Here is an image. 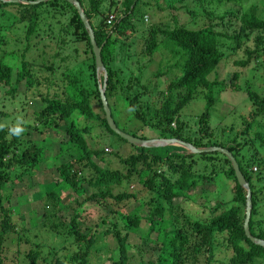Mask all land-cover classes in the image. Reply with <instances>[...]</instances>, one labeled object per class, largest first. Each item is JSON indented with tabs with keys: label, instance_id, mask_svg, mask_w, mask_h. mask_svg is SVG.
<instances>
[{
	"label": "trees",
	"instance_id": "16d2710c",
	"mask_svg": "<svg viewBox=\"0 0 264 264\" xmlns=\"http://www.w3.org/2000/svg\"><path fill=\"white\" fill-rule=\"evenodd\" d=\"M76 1L92 28L96 44L101 45L100 57L106 70L104 96L115 125L117 126L110 102L119 98L131 114L129 120H138L142 126L152 128L157 132V137L180 139L194 147L220 146L227 149L234 157L249 188L248 231L252 236L264 240V16L255 12L254 2L242 9L245 0H162L167 2L165 5L168 7L182 8L186 12H189L187 2L202 9L205 3L233 2L239 6V9H227L219 15L217 22H210L196 29L177 24L175 18L171 27L150 23L145 30L146 36L141 49L142 55L146 56V61H150L159 47L171 51L174 57L178 56V59L168 67V69L176 67L177 72L166 81L163 89H158L154 83L151 87L140 83L141 65L137 66L139 74L132 77L133 81L129 84L119 79L120 69L111 66L117 51L115 49L117 38H126L131 31H134L133 20L138 17L135 16L136 7L145 6L148 3L141 0H121L122 13L117 16L112 13V20L106 23L107 14L103 15L99 11V5L104 0ZM173 3L178 5L175 6ZM260 4L264 7V0H261ZM0 5L16 6L17 22L25 24L23 38L27 39L36 32L39 9L45 13H54L53 10L56 8H68L66 30L69 31L72 42L81 43L85 49L84 52L88 53V62L85 64L87 77L83 79L77 77V75L83 76L79 70L71 77L65 73L63 77L66 81L63 85L62 98L55 94L56 92H53L52 96L46 94L44 97L36 93L39 100L44 102L37 119L45 121V114L53 115L52 126L61 129L67 136L65 147H70L73 152L70 159L55 166L54 169L58 175L56 185L63 181L73 190H83L84 183L95 189L85 198L86 200H95L102 204L105 199H110L119 203L123 199L135 198V195L125 191L113 193L112 187L119 184L123 176L126 179L135 177L143 189L155 195L156 201L152 209L143 217L136 212L123 215L126 225L133 229H137L142 219L147 223V230L143 236L154 247L149 248L151 253L146 250L139 253L144 256L142 259L145 260V264H264V247L250 242L243 233L245 190L238 185L230 163L223 154L217 151L189 153L175 145L162 146L164 153L160 154L156 151L158 149L156 147L146 148L129 144L108 128L97 89L101 83V76L98 79L96 77L86 30L73 5L64 0H47L36 4L0 2ZM113 5L114 1L110 0L109 6ZM52 8L53 10H49ZM50 16L53 18L52 14ZM95 17H98V20L93 24L92 19ZM231 20H235L237 25L230 34L214 28L223 26L225 22L230 25ZM252 33H255L252 36L254 46L249 47L246 44ZM1 42L3 43V40L0 37V44ZM222 48L232 52L241 49L243 58L233 60L235 66L246 68L255 64L262 70L258 88L237 83L238 71L232 72L228 81L218 79L216 76L209 78L211 73H215L219 62L227 57ZM71 51L78 50L73 48ZM166 61L168 58L163 59L164 63ZM30 63L31 61L21 60L18 64L19 68L14 70L0 59V88H3L2 92L0 89V105H3L5 100H13L14 95L20 92L18 90L20 81H23L25 87L22 91L30 89L37 83V77L30 68L33 64ZM45 64L42 65L43 68H52L50 61ZM163 73L165 72H162V69L157 68L146 82H154V79ZM44 78L48 82L50 77ZM136 84L138 87L134 89ZM225 89L243 92L250 103V108L246 117L242 116L240 119L241 128L234 130L229 126L228 131L233 135L220 141L212 136L213 129L210 128L208 119L217 102V94ZM197 94H201L204 108L196 117V128L190 132L188 130L184 132L185 127L179 119V111ZM148 98L152 100L149 101ZM73 111L95 120L104 131L103 134L114 135L117 141L129 147L130 152L126 156L119 157L125 174L118 169H108L95 163L93 159L103 160L102 155L105 151L88 146L82 134H88L90 126L77 128L72 122L65 123ZM5 116L6 112L0 109V125H4L0 128V264H5L4 243L8 240L12 241L8 235L14 233L13 240L18 243L22 234V231L17 229L11 221L10 207L4 205V202L8 201L6 185L18 182L24 174L36 170L41 150H43L40 143L31 138H24V133L21 136L12 135L9 128L14 125V122L2 121L3 118L7 119ZM60 121H65L62 126L58 124ZM119 129L145 139L142 133L137 134L135 130ZM119 151L120 148L116 146L111 154L117 155ZM198 163L202 164L200 170L196 168ZM158 166L163 169L159 170ZM216 171L229 182L230 197L227 203L217 201V205L208 217L193 218L184 214L177 204L168 207L161 204V202L169 204L174 199H185L187 193L200 182L213 180ZM46 195L48 202L45 201L43 217L50 220L58 207L59 197L53 190L46 192L45 197ZM176 208L178 211L174 212ZM215 209L218 210L215 212ZM77 220L78 214L73 211L65 224L49 222L53 232L63 233L73 238L76 249L70 254L62 257L58 253H53V256L48 258V256H42L35 248L29 249L22 256L23 264L25 261L26 264H88L89 248L95 244L96 235L86 237L77 229ZM58 226H61L62 230L59 231ZM128 232L124 225L117 227L115 223L102 231L103 235L110 236L116 250V258L113 259L111 254H108L106 264H127ZM34 246L38 247V244L34 243ZM219 251L222 252L223 259L216 257ZM15 253L19 259V251ZM22 260L15 264H22Z\"/></svg>",
	"mask_w": 264,
	"mask_h": 264
},
{
	"label": "rangeland",
	"instance_id": "374dc122",
	"mask_svg": "<svg viewBox=\"0 0 264 264\" xmlns=\"http://www.w3.org/2000/svg\"><path fill=\"white\" fill-rule=\"evenodd\" d=\"M111 1H114L113 6H109L110 0H104L99 5L101 14L113 13L117 16L122 13L121 0ZM141 1H145L149 5L136 7L135 16L138 17L133 20L135 23L134 31H131L126 38H117V48H115L117 51H115L111 66L120 69L118 71L119 79L123 83L129 84L133 81L132 77L139 74L137 66L141 65L140 83L149 87L153 86L154 83L158 89H163L166 81L177 72L176 67L173 66L169 69L168 67L178 59V56L174 57L171 55V51L159 47L151 56L150 61H146V56L142 55L143 51L141 49L146 36L145 30L150 23L171 27L175 18L177 24L184 25L186 28L196 29L210 22H217L219 15L227 9H239V6L233 2L205 3L202 5L203 9L193 5L191 2H187L189 12H186L182 8L168 7L165 5L167 2L162 0ZM260 1L245 0L242 9L254 2L253 8L255 12L259 13L260 16H264V7L261 6ZM173 5L177 6L178 4L173 3ZM49 10H53V8ZM53 11L54 13H45L39 9L36 32L27 39L23 38L25 24L17 22V16L15 15L16 6L0 5V37L3 40V43L1 42L2 44H0V59L8 63L14 70L19 68L18 64L21 60L31 61L30 64H33L30 65L31 71L37 77V83L30 89H26V91H22L25 87L23 81H20L18 84L20 92L14 95L13 100H8L9 102L5 100L4 104L0 105V109L6 112L5 117L7 118L6 120L3 118L2 121H13L15 124L18 118H22L25 128L23 132L24 138H31L43 146L37 169L31 173L24 174L20 181L6 185L8 201H5L4 205L10 207L11 221L17 229L22 231V234L18 243L13 240L15 237L14 233L8 235L13 242L8 240L4 243L5 264L17 263L20 259L22 260V256L27 250L34 248L39 250L42 256H48V258H51L53 253H58L62 257L70 254L76 249L73 244V238L63 233L53 232L49 227V222L65 224L73 211L78 214L77 229L84 233L86 237L93 234L96 235L95 244L89 248L88 264H106L108 254H111L113 259L116 258V250L112 239L109 235L102 234L105 228L112 227V223H115L117 227L124 225L125 229L129 231L127 264H145V260L142 259L144 256L139 255V253H142L143 250L151 253L150 249L152 246L154 247L143 236L147 230V223L142 219L137 229H133L126 225L123 215L136 212L143 217L152 209L156 201L155 195L143 189L135 177L132 176L126 179L123 176L120 183L112 187L113 193L125 191L135 195V198L123 199L119 203H115L110 199H105L102 204L95 200H86L85 198L95 189L84 185V183L82 184L83 190H73L63 181L57 185L55 184V181L58 180V175L54 169L55 166L70 159L73 156V152L70 147H65L67 136L61 129L52 126L53 115L45 114V121L37 119L39 117L38 112L43 108L44 102L39 100V96L36 93L44 97L46 94L47 96H52L53 92H56L55 94L62 98L63 85L66 81L65 77H63L65 73H68L69 77H71L73 73L79 70L83 76L77 75V77L82 79L87 77L85 76L87 74L85 64L88 62V53L87 51L84 52L85 49L81 43L72 42L71 35L66 30L65 23L69 15L68 8H56ZM51 14L53 18L49 17ZM140 15H142L141 20ZM98 17L92 19L93 24L96 23ZM231 21L230 25L225 22L223 26L214 28L230 34L237 25L235 20ZM254 34H251L250 40L246 44L249 47L254 46L252 41ZM226 43L229 42L226 41ZM165 45L168 47L167 43ZM73 48L78 51H71ZM222 51L227 57L219 62L215 73H211L209 78L216 76L218 79L228 81L227 79L232 72L238 71L237 83L240 85L249 84L255 89L258 88L262 70L256 67L255 64H251L246 68L235 66L233 60L243 58L241 49L232 52L222 48ZM167 58L168 61L164 63L163 59ZM159 60L161 61L159 62ZM49 61L52 63V68H43L42 65L46 62L48 64ZM157 68L162 69V72L165 73L154 79V82H146V79H150ZM13 74L14 72L12 73V79ZM45 76L47 78L50 77L48 82L44 78ZM96 77L98 79L99 75H96ZM136 87H138L137 84L134 89ZM0 89L2 92L3 88L1 87ZM148 100L151 101L152 99L148 98ZM216 101L209 116L208 124L213 129L212 136L215 139L224 141L233 135L232 132L228 131L229 126L234 130L241 128L240 119L242 116L246 117L250 103L243 92L228 91V89L219 92ZM110 103L114 110V120L119 128L125 131L135 130L137 134L142 133L145 139L159 138L156 135L157 132L152 128L142 126L138 120H129L131 114H129L130 112H128L121 99L116 98ZM203 108L204 100L201 94H197L181 108L179 119L184 124V132L187 130L190 132L196 128V117ZM48 113L50 112L48 111ZM65 121V123L72 122L77 128L85 125L90 126L91 129L88 134H82V136L86 138L89 147H98L105 151L102 155L103 160L93 159L95 163L108 169H118L122 174H125L124 166L119 157L126 156L130 152L128 146L117 141L114 135L103 134L102 132L104 131L95 120L79 115L77 111H73ZM64 122L60 121L58 124L62 126ZM221 129H223L222 132ZM116 146L120 148L119 154H111V151ZM156 148H158L156 149L158 153H164L163 147ZM196 168L200 170L202 164L198 163ZM158 169L162 170L163 168L158 166ZM214 174L215 178L213 180L200 182L187 193L185 199H174L169 204L164 202H161V204L165 207L177 204L184 214L193 218L208 217L215 205H217V201L226 202L230 197L229 182L224 180L223 176L217 171ZM49 190H53L58 195L59 202L57 203L58 207L54 216L50 220H46L43 217V209L46 208L45 201L48 200L47 195L45 197V193ZM217 210L215 209V212ZM173 211H178V208ZM58 230H62V227L58 226ZM34 243L38 244V247H35ZM17 250L20 253L19 259L15 256ZM221 254L222 252L219 251L216 257L223 259ZM24 264H26V261Z\"/></svg>",
	"mask_w": 264,
	"mask_h": 264
},
{
	"label": "water",
	"instance_id": "95a60500",
	"mask_svg": "<svg viewBox=\"0 0 264 264\" xmlns=\"http://www.w3.org/2000/svg\"><path fill=\"white\" fill-rule=\"evenodd\" d=\"M47 0H0V2L4 3H22V4H36L38 2H44ZM75 8L79 19L86 30V34L88 37V42L90 45L91 53L93 56V63H94V70L96 75L101 76V83L100 85L97 86L98 89V95H99V100L101 104V110L103 112V116L106 122V125L108 128L116 134L118 137L122 138L125 140L127 143L132 144L134 146H141V147H162L166 145H175L182 147L189 153H200V152H211V151H217L221 154H223L227 160L230 163V166L233 170L234 177L238 183V185L245 190V203H244V218H243V223H242V229L245 237L252 243L259 245L261 247H264V240L257 238L255 236H252L249 231H248V219H249V213H250V192L248 185L246 181L244 180L243 175L238 169V166L235 162L234 157L231 155V153L220 146H206V147H194L188 142L182 141L180 139L176 138H152V139H143L139 138L136 136H132L119 128L115 125L113 118L111 117L110 110L107 104V101L104 96V88H105V82H106V70L101 62V57H100V46L97 45L93 36V31L92 28L83 13L78 1L76 0H64Z\"/></svg>",
	"mask_w": 264,
	"mask_h": 264
},
{
	"label": "clouds",
	"instance_id": "9594fccd",
	"mask_svg": "<svg viewBox=\"0 0 264 264\" xmlns=\"http://www.w3.org/2000/svg\"><path fill=\"white\" fill-rule=\"evenodd\" d=\"M3 127L4 125H0V128H3ZM24 131H25V128H24V122L22 118H18L17 122L11 128H9V132L15 136H21Z\"/></svg>",
	"mask_w": 264,
	"mask_h": 264
},
{
	"label": "built area",
	"instance_id": "2783aa9c",
	"mask_svg": "<svg viewBox=\"0 0 264 264\" xmlns=\"http://www.w3.org/2000/svg\"><path fill=\"white\" fill-rule=\"evenodd\" d=\"M112 18H113V14L112 13H108L107 16H106L105 22L106 23H110Z\"/></svg>",
	"mask_w": 264,
	"mask_h": 264
}]
</instances>
